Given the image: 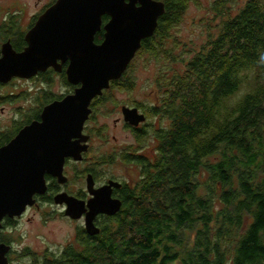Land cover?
I'll return each instance as SVG.
<instances>
[{"label":"trees","instance_id":"1","mask_svg":"<svg viewBox=\"0 0 264 264\" xmlns=\"http://www.w3.org/2000/svg\"><path fill=\"white\" fill-rule=\"evenodd\" d=\"M158 1L166 12L138 53L162 48L190 4ZM237 2H217L214 31L198 50L181 55L180 66L160 73L154 104H136L152 119L150 131L136 135L140 145L149 140L147 134L158 143L154 159L135 149L121 156V162L139 168L140 178L117 190L119 213L98 234L79 233L77 244L59 254L36 257L26 250L33 264H264V167L257 163L264 157V0H246L238 8ZM18 25L13 14L3 21L0 54L9 39L18 38L17 51L27 46L25 35L15 31ZM96 40L100 43L103 33ZM42 76L52 83L58 75ZM111 84L131 88L132 81L125 73ZM53 99L45 96L46 102ZM34 110L22 125L0 133V148L39 119L41 109ZM154 121L161 122L160 129ZM50 192L43 197L47 203L53 201ZM218 200L224 205L220 211Z\"/></svg>","mask_w":264,"mask_h":264},{"label":"water","instance_id":"2","mask_svg":"<svg viewBox=\"0 0 264 264\" xmlns=\"http://www.w3.org/2000/svg\"><path fill=\"white\" fill-rule=\"evenodd\" d=\"M165 12V4L158 0H56L25 34L27 46L22 51L10 40L1 45L0 84L31 79L50 68L61 73L69 61L67 81L79 87L47 105L41 121L24 126L0 148V229L6 217L21 218L35 205L36 195L47 193L46 172L61 184L68 181L63 174L64 156L81 158L80 149L70 152L79 143L75 145L72 139L81 137L92 102L123 77ZM105 16L109 17L107 23ZM99 33L104 37L100 44L96 42ZM122 113L125 122L135 127L145 120L136 109L123 107ZM64 149L69 154L62 155ZM113 187L121 185L110 182L95 190L92 177L88 178L87 189L94 196L87 202L89 235L99 233L93 223L99 214L115 216L121 210L122 202L112 199ZM54 202L66 204L65 215L72 219L84 214V203L67 193L56 195ZM11 249L0 243V264H9Z\"/></svg>","mask_w":264,"mask_h":264},{"label":"rangeland","instance_id":"3","mask_svg":"<svg viewBox=\"0 0 264 264\" xmlns=\"http://www.w3.org/2000/svg\"><path fill=\"white\" fill-rule=\"evenodd\" d=\"M53 1L0 0V26L5 19L13 14L19 24L15 31L25 35L32 27L34 18L39 17L48 9ZM218 1L190 0L182 22L171 29L170 40L166 41L162 48L159 46L154 52L144 50L136 55L130 64V68L125 72L131 78V88L112 84L111 88L106 90V97L96 106H91V115L93 112L94 114L92 118L90 115L88 120L91 118L89 126L96 132L93 143L97 148L102 143L106 152L109 153L112 151L120 152L122 146L133 144L135 147L137 145L134 136L124 125L122 108L134 107L137 103H155L154 96L160 90L158 87L160 73L169 65H174L173 67L177 68L183 58L181 55L186 54V51L198 50L206 41L207 35L214 31L217 13L214 10ZM235 1H238L237 4H234L238 8L242 7L246 0ZM12 41L14 44L18 38L12 39ZM173 61H176L177 64ZM64 78L55 76L52 78V83H47L44 77L21 80L15 78L8 84H2L0 96L4 99H0V133L13 131L22 125L25 115L34 113L35 110L31 111V109L40 105L39 97L57 96L67 92L69 83ZM246 88L247 86L242 91ZM235 101L236 99H233L232 103L234 104ZM149 145L155 147V144L149 143ZM103 146H101V150L104 149ZM147 151L148 156L152 158L153 151L150 149ZM211 160L214 162L216 158ZM257 163L264 167V157H260ZM72 167L82 170L83 164L72 165L69 169L67 175L71 178V188L74 187ZM99 175L100 181L105 176H109V178L116 177L130 182L131 185L140 178L139 168L136 165L120 161L113 166L104 165ZM199 192L205 194L206 190L202 187ZM39 206V210L30 209L12 227L4 224L6 227L0 230V237L7 240L14 250L10 264H33V257L24 255L26 250L35 254L36 257H41L45 252L59 254L68 245L77 244L80 223L66 218L62 214L64 211L54 203H42ZM223 207L224 205L220 204L218 200L215 210L220 211Z\"/></svg>","mask_w":264,"mask_h":264},{"label":"flooded vegetation","instance_id":"4","mask_svg":"<svg viewBox=\"0 0 264 264\" xmlns=\"http://www.w3.org/2000/svg\"><path fill=\"white\" fill-rule=\"evenodd\" d=\"M99 34H101V33H99ZM24 38H25V36H24ZM103 39H104V37H103ZM9 40H11V42H12V39H9ZM96 42H97V40H96ZM68 65H69V61H67L63 65V71L61 73H58L54 69L50 68L45 73H39L34 78L35 79L39 78V77L43 78V76H42L43 74H46V73H48L50 71H53L54 74H57L58 76H63L67 80L66 70H67ZM0 85H2V84H0ZM68 87H69V90H67V92H64L63 94H60V95H57V96H53L54 99L51 100V101L46 102L44 96L39 97L40 105L35 107V109H39V110L41 109V111H40L39 119H35L34 121H41V113H42L43 109L47 105H49V104H51L53 102H57V101L63 100L66 96H68L70 94H73L75 92V90L79 86H73L71 84H68ZM129 108L130 109H136L138 111L139 115H143L145 117V120L143 122H141L136 127L130 125L129 123L125 122V120H124V125L128 128V130L130 131V134L132 136H134L135 141L137 142V145L135 147H134L133 144L128 145V146H122L120 152L112 151V152H109V153L106 152V148L103 146L102 143H100V145L103 146L104 149L101 150L102 149L101 146H99L97 148V146L94 145V143H93L94 142V137H95L94 133L96 134V132L93 130V128H91L89 126V121H91V118H92V116L94 114V112H93V114L91 115L90 120H86L85 123H84L83 130H82V133H81V137H79L77 139L76 138L72 139V142H74L75 145H76V142L79 141V143L77 144L78 147L74 146L73 150H70V152H72V151L75 152L77 149H78L77 151H79V149H80L81 150V154H80L81 158L76 159L73 156H69V155L68 156H64L63 174H64L65 177H67L68 181L65 184H61V183H59L57 177H55L54 175L46 172L45 173V178H46V183H47V187H48L47 193L45 195H43V196L36 195L34 197L35 205L32 206V207H28L26 212L24 213V215L21 218H23L28 213V211L30 209L36 208V209L39 210L40 209L39 205H42V203H47V202L44 201L43 197L47 196L51 189L53 190L50 193L51 194L53 193V196H52L53 201H52V203H54V204H55L54 197L56 195H58L60 193H67L70 197L75 198L78 202L84 203V214H83V216L80 219H72L71 217H68V216L65 215V213L67 211V208H68V206L66 204H63V205L55 204V205H57L58 207H60L64 211V212H62V214L64 216H66V218H68L69 220L75 221L77 223H80V227H78V235H79V233L85 232V236L84 237L85 238L87 237V202L89 200H91L92 198H94V196L91 195L90 192L87 189L88 178L90 176L92 177L93 182H94V189L95 190H98V189H100V188H102L104 186L109 185L110 182L120 184L121 185L120 188L113 187L111 189V192H112V199L121 201V199L119 198V196L117 194V190H121L125 180H120L119 178H116V177H110L109 178V176H105L100 181L99 180V176H100L99 172L101 171L102 168H104V165H108V166L115 165L116 163H118L120 161V158H121L122 155H124L125 153H129L130 154V150L131 149L137 150L140 155L145 156L147 158H150L148 156V151H147L148 149H150L151 151H153V157L151 159H154L155 147H151V145H149V143L155 144V146H156V144L158 143L156 138L154 136L151 137L149 134H147L148 136H146L144 139H146V140L149 139V140L147 142L143 143L142 145H140L139 139L136 137V135H138L137 133L139 131H142V133H144V129L146 131H150L151 128L149 127V123L151 122V117L149 118V116L145 112V109H142V107L140 108V107H137L135 105L134 107L132 106V107H129ZM122 115H123V113H122ZM123 118H124V115H123ZM31 123L32 122H30L29 124H31ZM29 124H27V125H29ZM153 124L157 127V129H160L161 122H159V121L155 122L154 121ZM99 137H102V135H99ZM96 150H98V151L95 152ZM64 153H68V150L64 149L63 152H62V155ZM113 157H116V160H115L114 163H113V161H114ZM112 158H113V161L110 162ZM78 164H83V168L81 170V169H75L74 167H72V169L74 171V174H73V177H72L73 178V183H74L73 186L74 187L71 188V185H70L71 184V182H70L71 178H70V176L67 175V173H68L69 169H71L72 165L77 166ZM126 164H133V163H126ZM88 211H89V209H88ZM109 217H113V216L106 215V214H99L94 219V222H93L95 227L101 230V228L103 226V223L105 221L109 220ZM21 218L10 219V218L6 217L3 220L2 229L4 227H6V226H4V224H7L8 227H12V225H14L16 222H18ZM2 229H0V230H2ZM0 243H4V244L8 245V241L5 240L2 237H0ZM9 245H10V243H9ZM13 252H14V250H13V247H12L11 251L7 255L8 260H9V264L11 263V258H12Z\"/></svg>","mask_w":264,"mask_h":264},{"label":"bare ground","instance_id":"5","mask_svg":"<svg viewBox=\"0 0 264 264\" xmlns=\"http://www.w3.org/2000/svg\"><path fill=\"white\" fill-rule=\"evenodd\" d=\"M130 67V66H129Z\"/></svg>","mask_w":264,"mask_h":264}]
</instances>
